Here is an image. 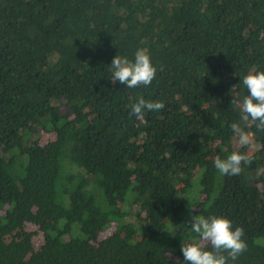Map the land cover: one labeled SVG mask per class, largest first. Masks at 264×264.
Masks as SVG:
<instances>
[{
  "label": "trees",
  "instance_id": "16d2710c",
  "mask_svg": "<svg viewBox=\"0 0 264 264\" xmlns=\"http://www.w3.org/2000/svg\"><path fill=\"white\" fill-rule=\"evenodd\" d=\"M138 49L151 85L111 81ZM250 70H264V0H0V264H173L193 214L242 226L236 264H264ZM141 96L165 106L137 120ZM233 151L251 164L220 174Z\"/></svg>",
  "mask_w": 264,
  "mask_h": 264
},
{
  "label": "clouds",
  "instance_id": "9594fccd",
  "mask_svg": "<svg viewBox=\"0 0 264 264\" xmlns=\"http://www.w3.org/2000/svg\"><path fill=\"white\" fill-rule=\"evenodd\" d=\"M110 66L111 81H119L130 89L151 85L157 74L150 54L144 49H138L131 60L126 56L116 55ZM242 84L248 94L240 104L241 120L250 119L255 122L258 130L264 131V70H250L243 76ZM164 106L163 101L146 100L141 96L131 105V114L137 120H143L146 112H158ZM230 128L238 134L240 146L249 144L250 137L239 123H232ZM251 162L250 156L239 151L231 152L226 158L216 157L213 161L218 172L227 176L240 174L242 164ZM189 223L194 238L181 243L183 261L175 260L173 264H236L239 257L247 251L243 227L233 228V222L225 216L193 214Z\"/></svg>",
  "mask_w": 264,
  "mask_h": 264
},
{
  "label": "rangeland",
  "instance_id": "374dc122",
  "mask_svg": "<svg viewBox=\"0 0 264 264\" xmlns=\"http://www.w3.org/2000/svg\"><path fill=\"white\" fill-rule=\"evenodd\" d=\"M111 231V228H108L107 230H105V231H103L102 233H101V236H104V234H107V233H109Z\"/></svg>",
  "mask_w": 264,
  "mask_h": 264
}]
</instances>
